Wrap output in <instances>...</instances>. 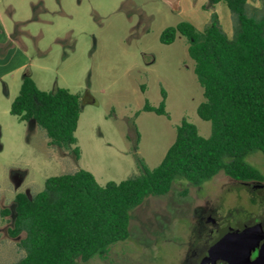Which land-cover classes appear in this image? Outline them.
<instances>
[{
    "label": "rangeland",
    "instance_id": "1",
    "mask_svg": "<svg viewBox=\"0 0 264 264\" xmlns=\"http://www.w3.org/2000/svg\"><path fill=\"white\" fill-rule=\"evenodd\" d=\"M246 10L260 17L263 0H248ZM212 14L231 37L229 8L210 0H181L178 11L162 0H0V264H15L25 254L19 246L24 234L8 235L17 193L33 196L47 178L77 170L100 185L143 173L139 160L150 170L184 117L200 136H210V123L196 113L202 89L186 39L176 34L164 45L159 37L180 22L202 31ZM26 75L42 91L80 95L75 146H49L42 129L10 115ZM161 88L168 119L142 111L146 101L159 104ZM246 161L264 176L263 155ZM256 190L222 173L199 186L176 178L168 193L149 196L131 211L129 237L115 243L105 260L80 264H187L193 251L213 241L219 222L256 211Z\"/></svg>",
    "mask_w": 264,
    "mask_h": 264
},
{
    "label": "trees",
    "instance_id": "2",
    "mask_svg": "<svg viewBox=\"0 0 264 264\" xmlns=\"http://www.w3.org/2000/svg\"><path fill=\"white\" fill-rule=\"evenodd\" d=\"M248 0H210L229 8L232 35L212 14L198 31L188 22L164 29L161 44L174 42L176 34L187 42L193 73L203 100L196 113L209 122L211 133L202 137L185 117L175 127L173 143L154 168L118 183H97L85 170L49 177L33 196L14 198L10 238L21 234L24 257L15 264H80L92 258L105 260L110 248L129 237L131 211L149 196L169 192L182 178L199 186L217 174L236 182H264L263 174L246 159L264 156V13L251 16ZM264 2V0H263ZM166 93L156 107L147 101L142 111L164 116ZM10 115L42 129L48 145L67 150L75 146L81 97L64 88L42 91L28 75L22 78ZM79 157L77 147L72 149ZM185 194V193H183ZM8 211H2V215Z\"/></svg>",
    "mask_w": 264,
    "mask_h": 264
},
{
    "label": "flooded vegetation",
    "instance_id": "3",
    "mask_svg": "<svg viewBox=\"0 0 264 264\" xmlns=\"http://www.w3.org/2000/svg\"><path fill=\"white\" fill-rule=\"evenodd\" d=\"M254 187L256 193L251 194L252 205L256 211L245 219H225L219 222L216 236L213 241L202 248L193 251L187 258V264H264V186L259 182H247ZM209 220H211L209 218ZM227 230L233 232L247 231V244L240 257L230 258L226 255L215 256L214 242L219 236V232Z\"/></svg>",
    "mask_w": 264,
    "mask_h": 264
},
{
    "label": "water",
    "instance_id": "4",
    "mask_svg": "<svg viewBox=\"0 0 264 264\" xmlns=\"http://www.w3.org/2000/svg\"><path fill=\"white\" fill-rule=\"evenodd\" d=\"M171 6L175 11L179 10L178 0H162ZM247 231L233 232L227 230L224 234V230L219 232V236L215 241V256L226 255L230 258L240 257L244 252V248L247 244ZM234 264V263H233ZM237 264H240L239 262Z\"/></svg>",
    "mask_w": 264,
    "mask_h": 264
},
{
    "label": "crops",
    "instance_id": "5",
    "mask_svg": "<svg viewBox=\"0 0 264 264\" xmlns=\"http://www.w3.org/2000/svg\"><path fill=\"white\" fill-rule=\"evenodd\" d=\"M180 4H181V0H178V5H179V10H180ZM231 17V16H230ZM228 33H230V32H228ZM227 34V33H226ZM227 36H228V34H227ZM229 37V36H228Z\"/></svg>",
    "mask_w": 264,
    "mask_h": 264
}]
</instances>
